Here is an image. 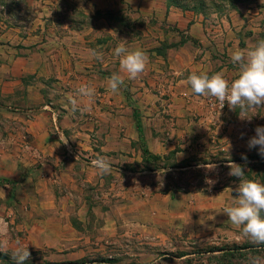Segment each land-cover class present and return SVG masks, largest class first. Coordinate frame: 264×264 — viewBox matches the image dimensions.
I'll return each mask as SVG.
<instances>
[{
	"label": "crops",
	"instance_id": "crops-1",
	"mask_svg": "<svg viewBox=\"0 0 264 264\" xmlns=\"http://www.w3.org/2000/svg\"><path fill=\"white\" fill-rule=\"evenodd\" d=\"M16 6V14L0 17V202L23 204L30 218L41 217L31 232L60 235L44 237L37 247H85L82 223L93 208L79 194L83 183L101 175L65 161L68 149L77 158L76 149L93 150L92 138H121L127 147L145 142L150 150L154 139L145 123L163 105L162 96L199 99L182 83L193 72L223 71L231 82L238 75L232 52L254 45L239 38V13L210 27L202 15L167 0H23ZM121 39L149 57L136 79L121 71L114 55ZM93 49L103 53L101 60ZM113 73L124 80L117 94L107 85ZM82 85L94 87L91 100L77 95ZM103 149L115 150L111 143Z\"/></svg>",
	"mask_w": 264,
	"mask_h": 264
},
{
	"label": "rangeland",
	"instance_id": "rangeland-1",
	"mask_svg": "<svg viewBox=\"0 0 264 264\" xmlns=\"http://www.w3.org/2000/svg\"><path fill=\"white\" fill-rule=\"evenodd\" d=\"M20 1L0 0V17L16 14ZM178 1L184 11L202 15L210 27L239 13V38L253 45L264 39V0ZM162 97L163 105L145 123L154 139L149 148L161 161L145 159L147 143L131 148L121 138H92L93 150L76 149L77 158L72 150L66 152L65 161L78 165L94 169L91 161L105 156L112 166L109 174L82 184L79 197L88 198L93 208L86 224L82 223L88 244H72L71 250L37 247L44 237L56 240L60 235L31 232L29 225L42 222L41 217L30 218L23 204L0 202V251L8 258L1 257L0 264L16 263L13 253L27 247L30 258L25 264H60L74 259H105L116 264H245L250 255H264V245L238 239L239 228L223 213L239 185L237 178L228 175L225 165L229 160L246 165L245 178L261 182L258 175L262 167L258 160L251 161L262 157L259 146L250 149L248 141L257 126H264V108L250 112V120H242L238 108L233 111L227 104L220 109L209 97L189 102L171 101L168 94ZM110 143L115 150H104ZM206 163H215L218 168L208 171L198 167ZM173 165L189 167L161 168ZM209 179L215 183L208 184ZM78 210L72 212L73 218ZM212 216L214 220H210Z\"/></svg>",
	"mask_w": 264,
	"mask_h": 264
},
{
	"label": "clouds",
	"instance_id": "clouds-1",
	"mask_svg": "<svg viewBox=\"0 0 264 264\" xmlns=\"http://www.w3.org/2000/svg\"><path fill=\"white\" fill-rule=\"evenodd\" d=\"M89 51L93 58L97 60L103 58L102 52L94 49ZM114 55L119 58L120 69L129 79L138 78L145 72L150 62L145 51L130 50L128 42L123 39L114 48ZM231 62L238 70L237 77L231 82L223 71H218L211 76L207 72L199 74L193 72L182 83L190 85L192 92L198 96L215 98L220 104V109L224 108L227 102L231 110L239 109V118L250 120L251 118H248L250 112L264 108V39L257 41L251 49H235L231 55ZM123 83V78L115 73L107 80V85L113 94L120 91ZM77 95L91 100L95 95V89L89 85H82L77 89ZM72 103L75 110L77 101L73 100ZM67 142L65 138L64 144ZM257 146H259V154L264 157V126H257L255 135L248 141L250 149ZM241 158L247 161L246 156L242 155ZM91 165L101 176L112 171V166L105 156H98L91 161ZM225 166L229 169L228 175L239 180V185L235 189L236 197H232V203L224 208L223 213L232 225L239 228L238 239H246L257 246L264 245V183L245 178L246 165L229 160ZM198 167L215 171L218 165L206 163ZM206 182L215 183L211 179ZM225 190L233 191L232 188ZM214 219V216L210 218V220ZM6 243L4 241L5 245ZM29 258L28 247L17 248L13 253L16 264H25ZM245 264H264V255H250Z\"/></svg>",
	"mask_w": 264,
	"mask_h": 264
},
{
	"label": "trees",
	"instance_id": "trees-1",
	"mask_svg": "<svg viewBox=\"0 0 264 264\" xmlns=\"http://www.w3.org/2000/svg\"><path fill=\"white\" fill-rule=\"evenodd\" d=\"M167 2H168V4L170 6H175V7H178V8H181V9H184L185 10V7H183L178 0H167ZM20 3H23V0H21ZM136 121H137L138 130H139V132L141 134V138L144 139L143 126H142L141 121L139 120V117L137 115H136ZM144 156H145V159L147 161L148 160H155V161H161L162 160L161 157L154 156L153 153H151L148 148H145V150H144ZM254 160H258L259 161V164H260L258 166L262 167V173L260 175H258V176H259L261 182L264 183V157H258V159H255V157H254V159H252L251 161H254ZM188 167L189 166L173 165V166H170V167H161V168L164 171H169L171 169L183 170V169H187ZM150 171L151 172H154L155 170L153 169V170H150ZM172 196H174V194H172ZM79 224H80L79 222L77 223V221H75V225L76 226L79 227L80 226ZM1 257L4 258V259H6V260H8L7 255H5L4 253H2L0 251V258ZM10 264H16V263H14L12 261V262H10ZM30 264H35V263H30ZM49 264H51V263H49ZM60 264H116V263L114 261H110V260L103 259V260H98V261H85V260H82V261H77V262H68V263H60Z\"/></svg>",
	"mask_w": 264,
	"mask_h": 264
},
{
	"label": "built area",
	"instance_id": "built-area-1",
	"mask_svg": "<svg viewBox=\"0 0 264 264\" xmlns=\"http://www.w3.org/2000/svg\"><path fill=\"white\" fill-rule=\"evenodd\" d=\"M209 101H210V103L213 104L214 106H215L216 104H218V106L220 107L219 102H217V100H216L215 98H211V99H209ZM226 106H227V102H225V106H224V108H225ZM224 108H222V109H224Z\"/></svg>",
	"mask_w": 264,
	"mask_h": 264
}]
</instances>
